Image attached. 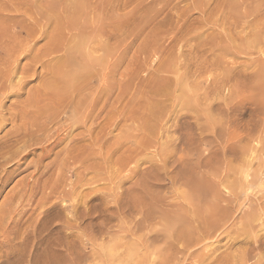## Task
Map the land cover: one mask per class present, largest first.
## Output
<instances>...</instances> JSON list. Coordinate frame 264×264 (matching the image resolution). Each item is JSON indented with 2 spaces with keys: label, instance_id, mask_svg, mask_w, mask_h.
Returning <instances> with one entry per match:
<instances>
[{
  "label": "rangeland",
  "instance_id": "1",
  "mask_svg": "<svg viewBox=\"0 0 264 264\" xmlns=\"http://www.w3.org/2000/svg\"><path fill=\"white\" fill-rule=\"evenodd\" d=\"M76 1L43 0V3L46 10H52L53 12L57 7H59L58 12L62 10V12H59L60 14L57 11L53 12L59 15L61 20L57 19L61 23L63 19V22H66L65 20L71 22V19L76 17L75 25L77 22V24H85L89 21V19L85 21V18L96 21L98 17L96 24L99 26L97 29H99H95L96 32L91 30L92 33H85V36L77 38L78 42H80L79 39L85 42L86 59L93 60L94 63L93 65L86 64L84 66L86 73L93 72L94 75L85 92L88 96V93H91L95 99L101 96L99 97V99L101 98L100 101L107 100L105 111L101 110V103H99L98 107L100 109H97L96 112V114L104 112L106 116H104V113L101 116L99 115L100 117L96 118L92 127V131L95 133L93 134L94 143L90 146L92 147L90 148L91 152H94L93 157L102 162L105 156H109L108 151L110 149L111 157L109 160L114 161L127 147L128 149H134L139 144L137 141L140 138L149 136L144 128L145 126L141 127V123H139L142 119L141 115H145V113H148L147 111H154L152 112L154 113L153 119L154 117L157 119L158 115L159 117L162 116L163 119H158V123L155 125V132L152 136L154 137L153 141H151L153 138L149 136L150 144H152L149 147L150 149L141 151L143 149L141 146L142 148L131 161L129 168L133 173L129 174L130 170H127L121 174L124 175V179H122L124 185L122 187L111 189L114 184L109 181L104 182L107 186L103 182L93 184L98 191L94 190L95 188L93 189L94 193L92 191L88 196V198H91L88 200H92L88 205H96L95 208L98 207L97 209L102 210L101 208L104 205L102 203L107 198L105 201H108V206L111 208L109 210L113 209L107 212L111 218L109 224L111 226L109 228L111 236L117 237L116 234L121 237L127 236L128 233L125 230L130 225L129 221L131 220L130 217L113 213L116 203L114 204L113 198L108 195L109 193L114 194L116 191L125 194L131 187L135 186L133 182L137 181V178L144 180V177L149 174L146 178L149 179L150 177V179H147L146 183L149 187L153 185L155 192L157 191L156 193L161 196H159L160 202L158 204L161 210L162 208H164L163 210L167 208V211L170 209V211L176 210L179 204L186 205L187 200L182 195L184 193L182 192L184 188L181 184L182 181L178 180L177 177L181 172L176 174L175 171H181L185 167V169L188 168V170L186 169L187 172H190L189 169L193 164L195 167L197 160L198 163L203 160L204 163L199 164L202 165V168L199 169L205 174L203 173L204 177L200 186H204L206 183V186H210L211 190L215 191L213 192L214 195L216 194L218 197L215 195L216 200L214 195L211 197L210 188L205 187V191L207 190L205 194L207 195L203 193L205 199L201 197L200 201L202 199L203 201L199 206L200 209L208 212L209 210L207 211L205 206L208 204L206 208L210 209L215 202L220 204L221 207L226 205L225 208L229 207L228 204H230L228 209L231 211H229L230 219L227 218L228 221L223 222L226 223L223 233L220 230V233L218 231L214 239L209 240L207 250L211 249L212 252V250L217 249L216 254L224 252L238 255V253L245 250L246 246L244 247L240 242L233 243V240L241 239L243 241V238L247 239L248 233L251 235L250 232H252V235L248 236V243L246 239L244 240L247 246L256 243L257 239L261 240L260 242L264 241V221L261 224V220L264 219V0H79L78 12H76L79 17L76 16L75 12L74 16L70 10L71 4H76ZM81 3L86 6V9L85 7L84 10L80 9ZM51 5H55V7ZM67 12L70 13L67 15ZM86 12L90 13L87 15ZM57 14L55 16L58 17ZM81 16L83 19L80 18ZM95 16L97 17L95 18ZM79 20L81 21L79 22ZM69 22H66V24ZM52 27L53 25L50 22L48 29L51 30ZM35 83L36 81H33L32 85H36ZM83 96H85V93H83ZM13 99L10 97L7 105H10L11 100L15 101ZM199 109L203 110L200 112L201 115L198 112ZM67 115H70V111L67 112ZM196 117L199 118V121ZM104 124L107 135L102 142L98 141V137L104 132V127H102ZM199 124L201 128L198 127ZM11 125V123H8L0 129V144L2 146L5 145L7 140L5 135L11 129L13 130V125ZM157 125H160V127L158 128ZM79 132L81 134L82 132L85 133L81 137L83 139L87 133L86 129H75L73 135L81 136ZM155 133L158 137L154 135ZM198 133L202 136H199ZM4 138L6 140L2 141ZM183 140H186L184 141L186 145L184 143L182 145V142H180ZM192 142V145L189 144ZM62 145L54 149L60 150ZM41 148V145L35 146V149L33 148L35 151H32L21 162L15 160V162L12 161L5 165L8 168L7 171L9 170L7 175L11 176L15 182V180L32 171L34 166L32 162L38 159ZM124 148L126 149L122 151ZM53 150L51 154L57 151ZM51 154L50 157L55 158V155L52 154V156ZM164 157H169L165 167L162 166L165 164L163 163V161L165 162ZM49 160H51L49 157L48 160L45 159L46 162ZM17 164H21V166ZM18 166L20 167L18 168ZM26 167L27 169L24 170ZM53 167H56V165ZM196 167L195 169L200 171ZM164 168L167 170L165 171ZM177 168L178 170H176ZM13 169H16V172ZM54 169L52 168V172L55 171ZM170 170H174L173 175L175 177ZM192 170L195 172L194 169ZM64 171L65 168L61 170L57 166L56 174L57 172L61 174ZM66 171L68 170L66 169ZM193 171L190 173H193ZM66 173H62L60 177L58 176L59 179L55 173L52 174L56 175V177L54 176L55 179L57 178L61 184L65 175L71 177L70 171ZM128 174L131 176L135 174L132 180L130 179L131 176L128 177ZM143 174L146 175L143 177ZM167 174H169V177ZM138 175L141 177H138ZM66 176L65 182L62 184L69 185L68 181L71 183V179L75 178L74 176L71 178ZM151 177L155 180L154 183L152 182L153 184L147 182L153 181ZM155 177H158L156 178L158 180ZM172 177L173 181L171 180ZM61 178L62 180H60ZM67 178L69 179L67 180ZM13 181L9 182L1 193L0 198L4 196L0 199V202L7 191L11 189L14 184ZM175 181L179 182L176 183ZM142 184V186L145 185V180ZM94 186H90V188ZM152 187V190L148 189L150 192H154ZM99 189H102V191ZM53 199L48 202L49 204H46L47 207L51 205L50 203H59V200L53 202ZM72 199V201L70 198H65L66 201L60 200L63 207L61 205L58 207V204H56L59 210L60 208L62 210V213L60 214V210L58 214L63 219L66 214L72 215L73 203L78 202L75 197H72ZM226 199L232 201L226 202ZM110 201L111 203H109ZM215 203L214 205H216ZM100 204L102 205L100 206ZM33 205L32 208L34 209H30L28 215L31 214L34 218L44 208L36 209L35 203ZM68 208L69 210H67ZM242 212L245 213L242 214ZM241 216H245V218L241 220ZM248 218H252L253 224L252 228L250 227L252 231L246 233V237L238 236L237 233L240 234L239 231H242L241 222H247ZM94 222L97 223L98 220L95 219ZM163 223V221L152 223L148 227L150 229L154 227H157L154 229H162L164 228ZM260 225H263L262 228ZM229 226L230 229L233 227L235 230L240 227L241 230L238 229L237 233L234 231L233 235V232L230 234L228 231L229 228H225ZM148 227L146 229L139 228L136 234L140 236L144 230V233L149 232ZM82 231L83 229L80 228V230H76L78 233L75 234L80 232L79 235H81ZM241 233H244V231ZM257 233H259L260 238ZM136 234L133 238L139 237ZM236 235L240 238L238 239ZM126 240L129 241L128 238L121 239L122 242ZM99 241H101V238H99ZM131 241L135 240L131 239ZM78 242L76 240L78 245L75 243L79 248L78 251L81 250V247L85 249L88 246V244L84 245ZM137 244L135 250L138 249L139 252L137 253L143 254L146 251V246L140 243ZM155 245L158 246L159 244ZM89 248L90 246L79 252L86 253L87 256H84L88 258L90 256L88 254H91V248ZM123 251L124 249L121 248L119 253ZM253 256L249 257L247 264H264V252H258L255 257ZM84 263L96 264L93 261ZM236 264H241V261L237 260Z\"/></svg>",
  "mask_w": 264,
  "mask_h": 264
},
{
  "label": "bare ground",
  "instance_id": "2",
  "mask_svg": "<svg viewBox=\"0 0 264 264\" xmlns=\"http://www.w3.org/2000/svg\"><path fill=\"white\" fill-rule=\"evenodd\" d=\"M77 1L76 4H71L70 10L73 14L74 12H78V3L80 2L79 0ZM71 2L73 3V1ZM53 3L58 5L55 2ZM55 5L51 6L55 7ZM84 7L86 9V6L81 3L80 9L84 10ZM58 8L59 7H57L56 10L53 8V12H62V10L58 12ZM66 9L68 10L69 7ZM53 12L52 10H46L43 0H0V129L8 123L13 125V130L11 129V131L5 135L7 140L6 138L2 140H6L5 145L2 146V144H0V195L9 182L13 181V178L7 175L9 170L7 171L8 168H6L5 165L12 161L15 162V160L21 162L27 158L32 151H35L33 150L35 146H42L38 159L32 162L34 163L32 171L15 180V182L13 181L14 184L11 186V189L7 191V194L0 202V264H85L84 262L86 261H93L96 264H236L237 260H240L241 264H247L251 255L255 257L256 253H263L264 241L260 242L261 240L257 239L256 243L254 242L255 244L249 242L251 244L247 246L244 242L246 238L244 239L243 237H241L243 241L241 239L233 240V243L240 242L244 247L246 246L244 248L245 250L238 253V255L224 252L216 254L217 249L214 251L212 250V252L210 251L211 249L207 250L209 247V240L211 241V239H214L218 231V233H220V230H222L221 232L223 233L224 226L226 225V223L223 222L225 220L228 221L227 218L230 219L231 211L228 209L230 208V204H228L229 207L227 206V208H225L226 205L221 207L220 204L214 201L216 205L213 203L210 209L206 208L208 204L206 206L204 205L205 209H207V211L209 210L208 212L200 209L199 206H201V202L205 199L204 195H207L205 194L207 191H205V187H208L206 183L204 186H200L205 174V172L199 169L202 168V165L199 164L202 163L203 160L200 161V163H198V160L196 161L197 164L195 167L198 165L199 167L196 168L200 171L195 169L194 164L189 169L191 171L194 169L195 172L193 171V173H190L191 171H188V173V168H186V170L185 167H183L184 165L181 171L178 170V168L176 169L178 170L175 171L177 172L176 174L181 172L177 177L178 180L180 179L182 181V183H180L183 184L185 188V190L183 188L182 192L184 193H182V195L187 200L186 205L179 204L177 207L175 206L177 208L176 210L173 209L170 211V209L167 211V208L165 210L162 208L161 210L160 205H158L160 202V195L156 193L157 191L155 192L154 187H152L153 185L149 187L146 183L148 179L146 177H148L149 174L146 177H144V175L148 172L143 174L145 178L144 186H142L144 180L137 178V181L135 180V182H133L135 186L131 187V189L129 188L130 190L125 194L124 192L119 193L116 191L114 194L108 192V195L113 198L114 204L116 203L113 213L130 217L131 220L129 221L130 225L127 226L128 228L125 230V232L128 233L127 236L121 237L117 234V237L111 236L112 234L109 230L111 227L109 225L111 223V218L108 216L107 212L113 209L109 210L108 201H105L107 198L104 200V203H102L103 200L101 201L104 205L102 208H99L102 210L97 209L98 207L95 208L96 205H88V203L92 201L88 200L91 199L88 198V196L95 188L93 184L109 181L114 184L111 189L114 187L115 189L122 187V185H124V180H122L124 179V175L121 174L130 170L131 161L142 147L143 149L141 151L150 149L149 147L152 144H150L149 136L153 138L151 140L153 141L154 137L152 136L155 132V125L162 116L159 117L158 115L157 119L155 117L153 119V110L152 112L147 111L148 113H145L143 116L141 115L142 119L139 123H141V127L145 126L144 128L149 136H141L145 138H140V140L137 141L139 144L134 149H128V147L127 149L124 148L122 151L126 150L114 161L109 160L111 157L110 149L108 151L109 156H105L102 162L101 160L95 159L92 155L94 152H91L90 149L92 148L90 146L95 140L93 136L95 133L92 131V127L94 126L93 124L96 118H99L101 114L104 113L98 112L96 114L97 109H100L98 107L99 103H101V110L105 111L107 100L104 99L101 100V102V98L99 99L101 96L95 99L91 93L87 92L89 94L88 96L85 92L91 84L94 75L92 74L93 72L86 73L84 66L86 64L93 65L94 63L93 60L86 59L85 42L81 41V39H79L80 42H78L77 38L85 36V33H92L91 30L96 32L99 29H97L99 26L96 24L98 17L95 16V18L97 17L96 21L85 18V21H88V19L89 21L85 22V24H77V22L76 25V17L73 19L70 18L72 23L69 22V19V21L65 20L69 22L67 25L66 22H63L64 19L61 23L57 19H60L59 15L56 13L58 15L57 17ZM69 13L70 12H67L66 14L68 15ZM86 13L88 15L90 12ZM76 14V16L79 17L78 13ZM82 16L80 17L81 19H83ZM72 20L75 21L73 22ZM80 21L81 20H79V22ZM50 22L51 25H53L51 30V26L48 29V24ZM80 24L82 25L79 27ZM33 81H36V85H32ZM83 93H85V96L82 97ZM10 97H12V99L15 98L13 99L15 101L11 100L10 105H7V101H9ZM98 99L100 102L97 101ZM193 109L197 110L195 108ZM201 110L198 112L200 113ZM69 111L70 115H67ZM104 116H106L105 113ZM197 119L199 121V118ZM102 127H104V132L98 137V141L106 139L107 133L105 132V124ZM157 127L159 128L160 125H157ZM198 127L201 128L200 124ZM78 128L86 129L87 133L84 135L85 137L83 139L81 137L85 134L84 132H82V134L79 132L81 136L73 135V130L75 131V129ZM201 134L199 136H202ZM154 135H156V133ZM184 141L186 140L180 141L182 145ZM185 143L184 145H186ZM189 144L192 145L193 142ZM59 145H62L60 150L54 149L55 147H59ZM182 148H184V146H182ZM52 150H57L54 154L52 153L55 155L53 159L50 157ZM48 157L51 158V160L46 162L45 159L48 160ZM167 158L164 157L165 162L163 161V163L165 164L162 165L164 167L167 166ZM17 165L21 166V164ZM54 165H56V167H53ZM20 166H18V168ZM57 166L58 169L61 170L65 168V171L62 173L70 171L71 177L74 176L75 179L72 178L71 183L68 181L69 185L62 184L66 180L65 174V176L63 175L64 181H62L61 184L59 183L58 179L62 176V173L60 174L61 171L57 170L60 172L56 174ZM52 168H55V171L52 172ZM26 169L27 167L24 170ZM66 169L68 171H66ZM131 169L135 170L133 167H131ZM166 170L167 169H165V171ZM14 171L16 172V169ZM173 171L172 175L174 173ZM52 173H55L58 179H55L56 175ZM128 173L130 174L133 172L130 170ZM129 174L128 177L131 176ZM133 175L135 174H132L131 178L129 177L131 180ZM167 175L169 177V174ZM173 176L175 177V175ZM201 176L202 178H200ZM138 177L141 176L138 175ZM156 178L158 177H155V179ZM68 179L69 178H67V180ZM60 180H62V178ZM171 180L173 181V177ZM147 182L151 184L152 182L154 183L155 180ZM175 182L173 183L175 184ZM104 184L106 185V183ZM90 186L94 187L90 188ZM151 187L154 189V192H150V190H152ZM208 188H210V186ZM94 190H96V188ZM100 191H102V189ZM210 192L211 197H213L212 195H214L213 192L215 191H212L210 188ZM92 193H94V191ZM179 193L181 194V191ZM72 197L78 199V202L73 203V213L70 211L72 215L69 216V214H66L67 216L65 215L64 217L63 214V219L60 215L62 213L61 208V212L58 214L60 211L58 208L59 205L63 207L60 200L66 201L65 198H70L71 200ZM201 197H203L202 201H200ZM216 197L218 196L216 195ZM52 198H54L52 200L53 202L59 200L60 204L54 202L50 203L51 205L47 207L46 204H49L48 202H50ZM230 201L227 200L226 202ZM34 203L36 209H44H41L42 211L39 210V214L35 215L36 217L33 218L31 214L28 215V212L30 209H34L32 208ZM81 203L82 205H80ZM109 203H111V201ZM56 204H58V207ZM102 204H100V206ZM67 210H69V208ZM113 213L111 212V214ZM244 213L245 212H242V214ZM243 218H245V216H241V220H243ZM95 219L98 220L97 223L94 222ZM162 221L164 222V228L162 229H154L157 227L150 229L148 227L152 223H160ZM262 221H264V219L261 220V224ZM252 224V218H248L247 222H241V229L244 233L239 231L240 234L237 233L240 227L235 230L233 227L230 229L231 225L225 228H229L228 231L230 234L233 232L234 235L236 232L238 236L242 235L246 237V233L252 231L250 230ZM261 226L263 225H260V227ZM146 227L149 228V232L146 231L144 233V230L142 231V235L139 236L136 234L139 228L146 229ZM80 228L83 229L81 235H79L80 232L79 234H75L78 233L76 230L78 231ZM135 234L139 237L133 238ZM250 234L252 235V232H250ZM257 234L256 235L259 237V233ZM113 235L115 234L113 233ZM237 235L236 237H238ZM251 235L248 233V236ZM248 236L247 239H249ZM99 238H101V241H99ZM127 238L129 241H121V239ZM239 238L240 237H238V239ZM131 239L135 241H131ZM247 239L246 242L249 241ZM76 240L79 241L78 243L84 245L88 244L86 247L90 246L91 254H88L90 255L88 258L85 257L87 256L86 253L82 254V252H79L85 250L86 247L83 249L80 246L82 244H80L81 250L78 251L79 248L75 245ZM137 243L146 246V251L144 249L145 252L143 254L137 253L139 252L138 249L135 250V245H138ZM157 243L159 244L158 246L155 245ZM121 248L124 249V251L119 253ZM96 250H98V252H96Z\"/></svg>",
  "mask_w": 264,
  "mask_h": 264
}]
</instances>
